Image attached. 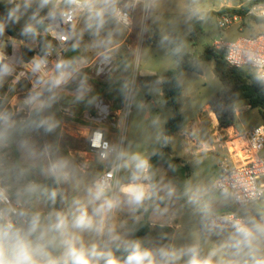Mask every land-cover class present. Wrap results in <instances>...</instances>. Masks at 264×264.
Listing matches in <instances>:
<instances>
[{"label": "clouds", "instance_id": "9594fccd", "mask_svg": "<svg viewBox=\"0 0 264 264\" xmlns=\"http://www.w3.org/2000/svg\"><path fill=\"white\" fill-rule=\"evenodd\" d=\"M227 6L240 37L208 0H0V264H264V122L206 163L264 110L215 73L264 102V0ZM191 81L211 135L185 125Z\"/></svg>", "mask_w": 264, "mask_h": 264}, {"label": "rangeland", "instance_id": "374dc122", "mask_svg": "<svg viewBox=\"0 0 264 264\" xmlns=\"http://www.w3.org/2000/svg\"><path fill=\"white\" fill-rule=\"evenodd\" d=\"M209 4L214 5L218 11L224 8H230L227 6V0H208ZM221 5H224L221 7ZM234 9V8H230ZM218 11L213 12L214 16H219L216 14ZM215 13V14H214ZM241 17V21L234 24L233 26L227 28L219 29L220 32L226 33L229 37L236 38L240 37L245 31V21L244 16L239 15ZM215 37L209 32L207 35H204L201 39L196 41V46L198 48H202L207 44L213 42ZM211 49V48H209ZM149 67H159L163 68V64H150ZM213 90L202 84L199 81H191L188 83L187 87L184 89L182 94V102L184 104V112L186 116V127L191 125L193 121L199 124L201 127L207 129L209 131V135L215 131L214 124L212 123V119L209 116L207 111V100L213 96ZM245 123H241L237 121L236 127L234 130L221 132L220 136H222V141L234 138L235 136H244L246 133L253 129V126L256 122H264V110H257L256 112L251 113L244 117ZM246 132L245 134H238L237 132ZM216 137L214 139H218ZM184 146V155L190 157L196 154V144L194 141L185 139L183 141ZM216 151L209 153V160L206 163H212L214 168L218 167V161H223L228 158L229 154L226 149H222L220 145H215Z\"/></svg>", "mask_w": 264, "mask_h": 264}, {"label": "trees", "instance_id": "16d2710c", "mask_svg": "<svg viewBox=\"0 0 264 264\" xmlns=\"http://www.w3.org/2000/svg\"><path fill=\"white\" fill-rule=\"evenodd\" d=\"M229 14V15H243L244 11H236L235 9H230V8H224L220 11H218L216 14L221 15V14ZM215 14V13H214ZM212 54V49H208V55ZM215 73L218 75L226 85L228 86H235L236 89L239 90L240 94L251 100L253 104H261L264 103L260 100H254L253 97L256 95L254 90L248 86L247 80L245 78V74L242 72H237L235 69H231L225 62L224 60L217 56L216 59V64H215ZM183 94V93H182ZM182 97L181 94L177 95V99L180 100ZM261 110V109H259ZM185 125H186V120H185Z\"/></svg>", "mask_w": 264, "mask_h": 264}, {"label": "built area", "instance_id": "2783aa9c", "mask_svg": "<svg viewBox=\"0 0 264 264\" xmlns=\"http://www.w3.org/2000/svg\"><path fill=\"white\" fill-rule=\"evenodd\" d=\"M219 17H223L224 18V21H223V23H224V26H223V28H227V27H230V26H233L234 24H236V23H238V22H240L242 19H241V17L239 16V15H229V14H221V15H219ZM235 17H239V19H236ZM253 130V129H252ZM252 130L251 131H249L248 133H246L243 137H245V138H248V137H250L251 136V134H252ZM260 132H261V134H264V128H261L260 129ZM242 136H239V139L241 138ZM241 150V152L242 153H240V154H238V155H240V156H243L244 155V153H243V151H242V149H240ZM234 152L236 153V152H238L236 149L234 150ZM239 153V152H238Z\"/></svg>", "mask_w": 264, "mask_h": 264}, {"label": "crops", "instance_id": "0c3cea01", "mask_svg": "<svg viewBox=\"0 0 264 264\" xmlns=\"http://www.w3.org/2000/svg\"><path fill=\"white\" fill-rule=\"evenodd\" d=\"M184 92V91H183ZM239 135L240 134H245L246 132H237ZM217 142L215 143V145L217 144V145H220V147L222 148V149H226L227 151H228V154L230 153V151H231V153L233 154V155H237V157L239 158V157H241L240 155H238V154H240V153H242L241 151H238V148H240L239 147V143H237L236 145H233V144H231L229 141L230 140H237V141H239L240 139H239V137H237V136H235L234 138H231V139H228V140H224V141H222V139H220V138H218V139H215ZM216 148V147H215ZM237 150L238 152H234V150Z\"/></svg>", "mask_w": 264, "mask_h": 264}, {"label": "bare ground", "instance_id": "6f19581e", "mask_svg": "<svg viewBox=\"0 0 264 264\" xmlns=\"http://www.w3.org/2000/svg\"><path fill=\"white\" fill-rule=\"evenodd\" d=\"M239 147H240V145H239ZM240 149H241V147H240V148H238V151H241Z\"/></svg>", "mask_w": 264, "mask_h": 264}]
</instances>
